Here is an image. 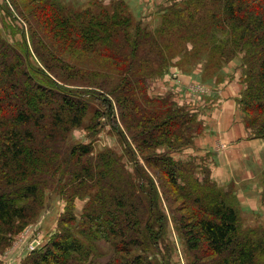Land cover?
I'll return each instance as SVG.
<instances>
[{
  "label": "trees",
  "instance_id": "16d2710c",
  "mask_svg": "<svg viewBox=\"0 0 264 264\" xmlns=\"http://www.w3.org/2000/svg\"><path fill=\"white\" fill-rule=\"evenodd\" d=\"M105 1L91 0L81 9L61 0H12L13 18H21L29 31L18 30V46L0 35V250L40 219L46 194L53 193L65 203L58 233L19 264H87L99 255L101 243L111 248L103 264H171L170 218L192 260L188 264H264V228L242 226L233 188L217 186L205 166L200 180L199 162L172 156L193 144L202 123L174 101L152 99L145 87L177 59L181 66L206 57V76L238 60L244 123L264 140V0L175 2L163 10L155 30L133 21L125 0H111L109 9ZM39 30L65 44L59 46L63 56L80 50L100 57L101 62L88 59L96 71L79 76L73 71L71 79L86 80L82 87L62 79L64 61L45 58L49 48L35 40ZM175 36L178 43L171 40ZM18 74L25 89L16 98ZM96 100L103 101L104 112L96 110L86 129L98 131L97 119L113 120L118 112L124 130L108 122L125 143L133 172L113 150L95 154L91 143H69ZM128 138L150 168L138 165ZM155 171L167 178L188 213L169 208L170 216L163 208L169 196ZM78 200L85 201L80 217Z\"/></svg>",
  "mask_w": 264,
  "mask_h": 264
},
{
  "label": "rangeland",
  "instance_id": "374dc122",
  "mask_svg": "<svg viewBox=\"0 0 264 264\" xmlns=\"http://www.w3.org/2000/svg\"><path fill=\"white\" fill-rule=\"evenodd\" d=\"M19 1L23 2L25 0H19ZM61 1L66 3V5H68V6L71 5L73 7H79L81 9H84L87 6H89V4L91 2V0H84V2H80L82 0H79L78 2H76L75 0H61ZM164 1H165L164 4L158 8V10L156 11L155 14H149L146 18H140L138 16L139 12L135 13L137 8L128 5V8H129V10L133 16L132 17L133 21L141 22L143 24V26H146L149 30L157 29L160 25V16L162 15L163 10H165L169 5L174 4L175 2L181 3L183 0H164ZM12 4H13L12 0H0V35L3 36L5 39H7L12 44H16V46H18V44L21 42V36H20L21 34H18V30L24 29V31L28 33L29 26L21 18L18 20L13 18L12 14L15 16V9H14ZM110 4H111V0H106L104 6L108 7L107 9H109L111 6ZM38 33H40V35L38 37L36 36L35 40L40 41V44L42 46H44L45 48H49V53H45V58H47L48 61H50L51 63L58 62V58H59L61 60V62L64 61V64L66 66H68L66 68L63 67L65 70H67V74H66V72L63 71V73H65L66 76H62L59 73H57V74L61 75L62 79L65 82H67L69 84H73V85H70V87H78V86L82 87L79 85L80 81H86V80H81L79 77H75V76H74V79H71V76L74 75V72H75V74H77L79 76L80 73L83 74L84 72L87 73L88 71H96V68H95L96 65H94L92 63V61L88 60V59H92V60H96V61L101 62L100 57L95 58V57L87 56L85 54L81 55V53L79 52L80 50L79 51L76 50L77 53H71L68 56H63L62 55L63 53L59 52V46L63 47V45H65V44H63V43L58 44V43L52 41L50 38L44 37L41 30H39ZM182 38H183V36H182ZM30 40H31V37H30V35H28L27 36V43L29 46H32V42ZM171 40L178 43V39L176 36L174 38H172ZM191 48L192 47L189 46V51L192 50ZM32 60L36 66L42 65L40 60H38L37 58H35V59L33 58ZM81 61H82V63L79 64V62H81ZM177 61H178V59L174 60L173 63L171 65H169L170 67L166 71H164L163 75L147 80L145 87L147 86L148 93L152 99H159L160 98V99H167L170 101H174L178 106L187 109L190 114L196 115L198 121L201 122L199 119V113H198L199 110H195V109L192 110L191 106H189L187 104V100L190 97L196 98L198 96V92H202V90L194 91V88L189 86V89H188L189 92H186L185 87H181V90L180 89H171V88L169 89V88H167V84L169 83L170 80H174V79L180 81V84H181V80L183 81V79L179 80L180 78H179L178 72H180V74H183V75L193 76L194 79L192 82L195 84H197V83L208 84L207 82L201 81L204 78V75H206V73H205L206 57L201 58V56H200L197 58L193 57V58L184 60L182 62L181 66L180 65L178 66L176 64ZM236 61H238V60H236ZM232 62H234V61H232ZM232 62H229L227 65H225L222 68V70H220L219 72H222ZM174 67H177V69H174ZM238 69L240 71V75H239L240 77L239 78L241 81L242 71L240 69V63L238 65ZM175 70H177L178 72H175ZM200 70L202 71L201 72L202 75L195 73L197 71L200 72ZM215 71H217V70H213V69L209 70L207 77H215V76H218L220 74V73L217 74V72L214 73ZM202 82H204V83H202ZM13 83L19 89L18 90V96L16 98L21 97L25 87L23 84L24 80L20 74H18L17 77H15L13 79ZM176 84H177V86L180 85L178 83H176ZM183 84H185V83H183ZM240 85L242 86V90H243L244 85L241 82H240ZM181 86H182V84H181ZM86 88H89V87H86ZM201 88H203V86H201ZM107 96H109V95L107 94ZM110 98H111V100H113L112 97H110ZM136 98L138 99V102L141 103L139 101L138 96H136ZM240 99H241V97H240ZM191 103L193 104V100ZM93 104H94V106L92 108ZM93 104H91V110L88 112L84 124L81 127L73 129L72 132L70 133L69 143L70 144L71 143L72 144H80V143L89 144V143H91L92 147L95 150L94 151L95 154L99 153L101 151H104V150H108V149L113 150L117 154L122 156V162H123L124 166L126 167V169L130 172H133V164L131 162V158L125 154L126 145L123 142L122 138L119 137V135H117L113 131L114 130V128L112 126L113 122H114L115 126L118 125L121 128V130H124V128L121 125L118 112H116V118H114L113 120L109 119L108 116H106V115L101 120L97 119L99 121V127L97 129L98 131L91 133L86 129L88 127V124L90 123V120H91L93 114L96 112V110H100L101 112H104V105H103L102 100H96V101H94ZM114 106H115V104H114ZM239 107H240V110H242L240 105H239ZM142 108H144L143 105H142ZM242 115H243V122H244L243 112H242ZM108 121H111V122L113 121V122L110 125V123ZM115 121H117V122L115 123ZM244 125H245V123H244ZM201 126H202L203 131H204V129H205L204 124L202 123ZM245 127H246V125H245ZM203 131H202V133H203ZM249 131L251 133V130H249ZM202 133H201V135H202ZM201 135H199V136H201ZM146 136L139 137V139L144 140V138ZM199 136H197V138ZM127 137H128V135H127ZM197 138H195V140ZM128 139L130 140V138H128ZM130 141H129L130 147L129 146L128 147L135 151L136 161L138 162V165L142 166L146 169H147V166H148V168H150L149 165L146 164L141 152H139L136 149L135 145L131 144L132 140H130ZM193 145H194V142L191 146L186 147L182 151L177 152V153L173 154L172 156L177 157L179 159H185L182 156V154L184 153L185 150L190 149ZM190 160H196L197 163L199 162V164H197V163L196 164L201 166V169H199L200 170L199 173H197V176L200 180L204 177V175L202 174V171H203V168H205V167H207L210 170L211 179H212V172H211L212 170L210 167V162H206V160H204V159L197 160V159L191 158ZM190 160L188 159V160L183 161V162L186 163ZM200 163H202L203 166L200 165ZM158 172L155 171V175L159 179V180L157 179V181H158V183L160 181L161 184L162 183L164 184V187L166 189V196H169V200L166 201L167 205H164L163 208L167 212H168V210L171 209L172 211H175L177 215H184V214L188 213L189 211L186 210V208H187L186 205H184L182 203V201L178 199L179 198L178 194L175 191H173V189L170 188L171 186H170V183L167 182L168 181L167 178L164 177L163 173H161L160 171H158ZM214 183L218 186V184L216 182H214ZM223 188L226 191H229L232 189V187H223ZM232 190L234 191V189H232ZM235 194H236V198L239 200L237 193H235ZM172 196L174 199V203L172 202ZM170 199H171V202H170ZM263 199H264V195H263ZM84 205H85V201L78 200L76 202V215L77 216L80 217ZM64 206H65V203L63 202V200L58 195L53 194V193H49V194L47 193L46 194V208L44 209V213L40 217V219H38L35 223L27 226L19 235H17L14 238L11 246H9L4 252L0 250V254H2L4 257H7V255L10 252L13 254L10 255L9 257H12L16 253V252H14V249H16V248H19L17 250V252L20 250L25 251L26 247L21 242L23 240H26V239L28 240L29 238L33 239L34 237H40L43 241V244H47L50 241V239L52 238V236H54L55 234L58 233V223L60 220V215L64 211ZM241 207H242V205H240V203H239V208H241ZM263 207H264V202H263ZM240 212H241L240 216H241V221H242L241 223H242V226L244 228H256V227L257 228L258 227L264 228V211L254 212L255 214H252L251 213L252 211L245 209L244 212L242 210ZM168 214L171 216V214L169 212H168ZM31 227H33V228L36 227V231H34L33 229H32V231L29 230ZM167 239H168L167 246L171 250V259H170L171 264H188V262L192 261L190 259V257L188 256V253L185 251L184 247L182 246V242L179 238L178 233L176 232V230L174 228V224H173L171 218H170V227H169ZM201 246H202V250L207 248V244H206V241L204 239L201 240ZM110 249L111 248L108 245L101 243L100 244V250L98 252L99 255L97 257L93 258L90 262L95 261V264L105 263L110 257ZM90 262H88L87 264H89Z\"/></svg>",
  "mask_w": 264,
  "mask_h": 264
},
{
  "label": "crops",
  "instance_id": "0c3cea01",
  "mask_svg": "<svg viewBox=\"0 0 264 264\" xmlns=\"http://www.w3.org/2000/svg\"><path fill=\"white\" fill-rule=\"evenodd\" d=\"M125 1L128 5L137 8L135 13L139 12L140 18L155 14L165 2L164 0ZM238 65V61L232 62L215 77L204 75L201 81L208 84L204 82H202L204 84H195L192 82L193 76L183 75L175 70L179 74V80L183 79L182 86L180 81L174 79L169 81L167 88L181 90V87H185L186 92H189L190 86L194 91L202 90L198 92L196 98L190 97L187 104L192 110H199V119L205 129L194 141V145L184 151L182 156L185 159L174 158L182 162L191 158L210 162L212 180L220 187H232L242 205L240 209L243 212L247 209L255 214L254 212L264 211V140L253 138L244 125L238 103L242 93ZM201 72L200 70L195 73L202 75ZM176 83L180 85L177 86ZM18 249H14L16 252L14 257H9L13 254L10 252L7 257L0 254V263L18 264L22 254V250L17 252Z\"/></svg>",
  "mask_w": 264,
  "mask_h": 264
},
{
  "label": "built area",
  "instance_id": "2783aa9c",
  "mask_svg": "<svg viewBox=\"0 0 264 264\" xmlns=\"http://www.w3.org/2000/svg\"><path fill=\"white\" fill-rule=\"evenodd\" d=\"M32 229L36 231V227H31L29 230L32 231ZM21 243L24 244V246L26 247L25 252L28 253L34 252L38 248L43 246V241L40 237H34L33 239L29 238L28 240H23Z\"/></svg>",
  "mask_w": 264,
  "mask_h": 264
}]
</instances>
